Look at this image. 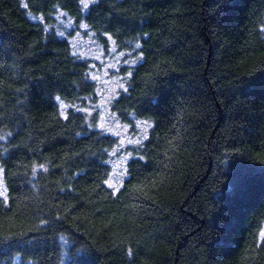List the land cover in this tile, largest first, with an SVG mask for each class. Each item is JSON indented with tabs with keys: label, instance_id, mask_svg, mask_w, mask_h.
<instances>
[{
	"label": "trees",
	"instance_id": "trees-1",
	"mask_svg": "<svg viewBox=\"0 0 264 264\" xmlns=\"http://www.w3.org/2000/svg\"><path fill=\"white\" fill-rule=\"evenodd\" d=\"M57 11L141 55L112 108L150 129L116 191L115 141L59 105L95 84L31 19ZM263 27L264 0H0V264H264Z\"/></svg>",
	"mask_w": 264,
	"mask_h": 264
},
{
	"label": "rangeland",
	"instance_id": "rangeland-1",
	"mask_svg": "<svg viewBox=\"0 0 264 264\" xmlns=\"http://www.w3.org/2000/svg\"><path fill=\"white\" fill-rule=\"evenodd\" d=\"M21 1L24 4L26 0ZM93 2L94 0H81L84 8ZM31 19L42 23L47 31L66 40L73 55L87 63L90 80L95 84L94 97L75 106L59 100V105L63 113L75 110L83 113L88 122L94 120L91 129L115 141L109 161L111 173L106 184L114 191L118 190L124 180L126 164L133 157V149L146 138L150 129V125L141 120L132 119L128 124L120 121L112 108L113 101L126 90L129 68L139 63L141 55L136 48L120 50L112 41H100L83 22L76 23L65 12L57 11L53 14L50 24L41 17L31 16ZM0 193L4 197L1 170ZM260 238L264 240V225Z\"/></svg>",
	"mask_w": 264,
	"mask_h": 264
},
{
	"label": "snow or ice",
	"instance_id": "snow-or-ice-1",
	"mask_svg": "<svg viewBox=\"0 0 264 264\" xmlns=\"http://www.w3.org/2000/svg\"><path fill=\"white\" fill-rule=\"evenodd\" d=\"M85 6H87V4H85ZM0 194H2V193H0Z\"/></svg>",
	"mask_w": 264,
	"mask_h": 264
}]
</instances>
